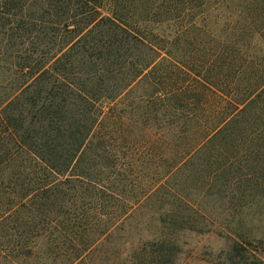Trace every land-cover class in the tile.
Instances as JSON below:
<instances>
[{
  "label": "trees",
  "instance_id": "16d2710c",
  "mask_svg": "<svg viewBox=\"0 0 264 264\" xmlns=\"http://www.w3.org/2000/svg\"><path fill=\"white\" fill-rule=\"evenodd\" d=\"M122 98L129 115L103 114ZM243 147L264 148V0H0V247L14 258L112 246L174 264L180 234L212 214L183 182ZM240 250L231 264H249Z\"/></svg>",
  "mask_w": 264,
  "mask_h": 264
},
{
  "label": "rangeland",
  "instance_id": "374dc122",
  "mask_svg": "<svg viewBox=\"0 0 264 264\" xmlns=\"http://www.w3.org/2000/svg\"><path fill=\"white\" fill-rule=\"evenodd\" d=\"M130 100H117L109 108H104L103 114L125 112L123 115H129L130 108L126 106L130 105ZM217 155L218 152L210 153L212 160L208 164L196 160L194 168L199 175L183 182L185 189L197 192L191 196L194 201L209 203L204 206L211 209L212 214L200 224L204 227L202 233L180 234V248L174 264H231L229 257L234 255L231 251L234 245L245 249L239 253L245 257L246 263L264 264V148L223 151L219 160ZM218 167L226 171L224 179L210 177ZM204 189L211 194L207 199L199 198ZM136 233L130 239L137 240ZM143 245L138 244L140 250H144ZM6 249L5 245L0 247V264H67L53 257L47 261L14 258L15 252ZM121 250L119 247H103L73 264H140L130 257H119Z\"/></svg>",
  "mask_w": 264,
  "mask_h": 264
}]
</instances>
